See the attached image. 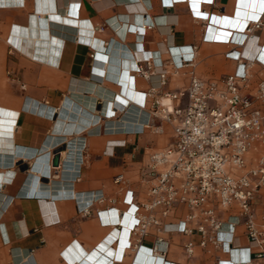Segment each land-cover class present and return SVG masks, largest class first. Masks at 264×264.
<instances>
[{
    "label": "crops",
    "instance_id": "crops-1",
    "mask_svg": "<svg viewBox=\"0 0 264 264\" xmlns=\"http://www.w3.org/2000/svg\"><path fill=\"white\" fill-rule=\"evenodd\" d=\"M258 19L264 0H0V264H264L236 209L219 212L218 244L195 230L130 233L150 154L173 142L159 119L163 131L143 129L159 78L141 76L140 62L166 67L163 89L177 91L190 68L217 80L245 46H262L242 61L251 93L264 79V26L243 42ZM254 221L264 237V188Z\"/></svg>",
    "mask_w": 264,
    "mask_h": 264
},
{
    "label": "built area",
    "instance_id": "built-area-1",
    "mask_svg": "<svg viewBox=\"0 0 264 264\" xmlns=\"http://www.w3.org/2000/svg\"><path fill=\"white\" fill-rule=\"evenodd\" d=\"M263 26L261 19L251 22L243 45ZM261 50L247 54L245 46L235 54L241 61L237 70L217 80L203 79L190 68L187 85L177 91L163 89L166 67L157 72L149 60L140 62L141 76L159 78L146 92L152 108L143 129L163 131L162 123H155L159 119L172 126L173 142L150 154L144 173L151 182L149 196L134 208L133 238L156 227L164 232L195 230L201 245L218 244L224 224L219 212L236 209L245 219L250 242L262 248L258 257L264 256V237L254 221V205L264 188V79L253 92H242L249 79L247 62L242 61H256ZM186 65H193L192 59L184 58L181 66ZM179 207L188 210L184 218L165 223ZM193 247L192 242L186 245L189 254Z\"/></svg>",
    "mask_w": 264,
    "mask_h": 264
},
{
    "label": "water",
    "instance_id": "water-1",
    "mask_svg": "<svg viewBox=\"0 0 264 264\" xmlns=\"http://www.w3.org/2000/svg\"><path fill=\"white\" fill-rule=\"evenodd\" d=\"M59 152H60V150H57V151L55 152V158H54V160H53V164H54L55 166L59 165V162H60V154H59Z\"/></svg>",
    "mask_w": 264,
    "mask_h": 264
},
{
    "label": "bare ground",
    "instance_id": "bare-ground-1",
    "mask_svg": "<svg viewBox=\"0 0 264 264\" xmlns=\"http://www.w3.org/2000/svg\"><path fill=\"white\" fill-rule=\"evenodd\" d=\"M216 34V33H215ZM224 37H227V35L226 36H224ZM231 38V36H229L227 39H230ZM186 49H189V48H185V50ZM185 56V55H184ZM186 57V56H185ZM192 57V56H191ZM187 58V57H186ZM109 106V105H108ZM107 106V107H108ZM110 107V106H109ZM106 109H109V108H106ZM107 111V110H106ZM111 111L109 110V111H107V114H109ZM131 112V111H130ZM134 112H135V110H134ZM138 112V111H137ZM112 113V112H111ZM126 113V112H125ZM131 114V113H130ZM136 115V114H135ZM119 128V127H118ZM132 129V128H131ZM7 132V131H6Z\"/></svg>",
    "mask_w": 264,
    "mask_h": 264
},
{
    "label": "rangeland",
    "instance_id": "rangeland-1",
    "mask_svg": "<svg viewBox=\"0 0 264 264\" xmlns=\"http://www.w3.org/2000/svg\"><path fill=\"white\" fill-rule=\"evenodd\" d=\"M258 197H259V195H258ZM257 200H258V198H257ZM257 200H256V202H255V205H256V203H257ZM255 205H254V206H255Z\"/></svg>",
    "mask_w": 264,
    "mask_h": 264
}]
</instances>
